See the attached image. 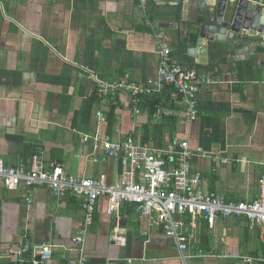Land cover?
<instances>
[{
	"label": "crops",
	"instance_id": "1",
	"mask_svg": "<svg viewBox=\"0 0 264 264\" xmlns=\"http://www.w3.org/2000/svg\"><path fill=\"white\" fill-rule=\"evenodd\" d=\"M1 1L0 158L7 166L29 165L39 155L48 168L60 164L70 176H104L115 184L121 160L101 144L85 142L83 135L134 136L157 148L168 167L176 164L180 144L188 141L192 150L205 149L191 159L205 192L227 201L259 197L264 66L262 54L255 53L257 45L249 43V57L241 55L234 63L223 55V47L210 51L204 66L187 52L188 59H180L174 53L196 18L195 0L188 8L183 0ZM193 34L189 32L188 43ZM160 39L170 44L175 59L213 78L198 94L196 120L188 119L185 102L173 98L170 87L135 100L122 89L93 100L98 90L91 72L110 82L148 84L158 71ZM112 107L113 123L107 116ZM110 202L106 196L96 203L82 245L84 264H262L258 258L264 257V243L245 219L218 218L214 227L200 219L184 262L163 229L141 219L133 205L110 213ZM83 228L82 197L68 194L58 205L49 186L22 183L9 189L0 182V264H32L34 247L49 242L53 257L40 264H72L80 248L73 238ZM25 238L31 242L28 259L21 252ZM247 257L253 262L247 263Z\"/></svg>",
	"mask_w": 264,
	"mask_h": 264
},
{
	"label": "built area",
	"instance_id": "2",
	"mask_svg": "<svg viewBox=\"0 0 264 264\" xmlns=\"http://www.w3.org/2000/svg\"><path fill=\"white\" fill-rule=\"evenodd\" d=\"M0 3L3 6L1 0ZM158 44V71L148 84H138L127 79L110 82L91 72L90 76L97 82V93L100 97L108 94L114 96L118 89H122L128 91L135 100L142 95L154 94L170 87L171 96L185 102L188 119L196 120L199 112L198 94L213 78L197 67H187L175 59L167 41L160 39ZM261 45L264 47V33ZM96 115L101 121H106L103 112L97 111ZM83 140H91L95 145L101 144L110 156L121 160L122 171L117 183H108L104 176H70L60 164L48 168L39 155L33 156L29 165L18 166H7L0 158V182L9 189H17L22 183L29 187L46 185L50 187L58 205H61L68 194L83 198L84 228L80 235L73 238L80 248L79 258L72 259V264H84L82 245L86 240L85 235L94 221L97 201L106 196L111 200L110 213H117L126 205H133L141 219L146 217L154 229H163L164 234L176 243L184 262L190 257L187 251L200 219H204L211 227L215 226L218 218L245 219L258 229L260 241L264 243V174L258 180L257 199L227 201L221 194L205 192L202 189L201 172L193 171L191 159L205 153L202 146L192 150L189 142L183 141L176 164L168 167L157 148L139 142L134 136L113 139L109 135L99 138L85 134ZM211 157L217 162L229 161L224 157ZM53 254V243L37 245L30 262L43 263L51 259ZM253 260L252 257L245 259L247 263H252ZM258 260L264 264V257Z\"/></svg>",
	"mask_w": 264,
	"mask_h": 264
},
{
	"label": "water",
	"instance_id": "3",
	"mask_svg": "<svg viewBox=\"0 0 264 264\" xmlns=\"http://www.w3.org/2000/svg\"><path fill=\"white\" fill-rule=\"evenodd\" d=\"M181 1V0H170ZM188 8L191 0H183ZM196 18L188 25L185 43H188L189 32L197 39L194 46L187 48V55L197 59V64H208L210 51H218L223 47V55L228 56L231 63L239 60V56L249 57V43H254L256 55L262 54L261 64L264 66V47L261 45L264 33V0H195ZM170 23H163L169 27ZM174 24L172 25V27ZM206 42V43H205ZM259 49H263V52ZM22 257L28 259L31 242L28 238L21 243Z\"/></svg>",
	"mask_w": 264,
	"mask_h": 264
},
{
	"label": "trees",
	"instance_id": "4",
	"mask_svg": "<svg viewBox=\"0 0 264 264\" xmlns=\"http://www.w3.org/2000/svg\"><path fill=\"white\" fill-rule=\"evenodd\" d=\"M181 10H182V7H181V4L179 5V7H178V13L180 14L181 13ZM196 39H197V37H196V35L195 34H193V35H191V44H195L196 43ZM190 43H185V42H183V41H180V43H179V47H180V51L179 50H177L174 54H176V55H178V56H180V59L182 58H184V60H187L188 59V57H187V55H186V48L190 45ZM180 62V61H179ZM181 63V62H180ZM183 65H185V64H183ZM185 66H187V65H185ZM187 67H197V69L198 70H200V68L198 67V66H195V65H188ZM153 95H155V94H153ZM153 95H146L145 97H151V96H153ZM141 97V96H140ZM139 97V98H140ZM143 97V96H142ZM98 98H100L99 97V95L97 94V91H96V93H95V95L93 96V100L94 101H96L97 102V100H98ZM149 98H147V100H148ZM108 120H109V122H111V123H113L114 122V117H115V112H114V109H113V107L111 108V110H110V112L108 113ZM263 264V263H262Z\"/></svg>",
	"mask_w": 264,
	"mask_h": 264
},
{
	"label": "rangeland",
	"instance_id": "5",
	"mask_svg": "<svg viewBox=\"0 0 264 264\" xmlns=\"http://www.w3.org/2000/svg\"><path fill=\"white\" fill-rule=\"evenodd\" d=\"M189 260V259H188ZM189 263L191 264L192 262H191V260H189Z\"/></svg>",
	"mask_w": 264,
	"mask_h": 264
}]
</instances>
